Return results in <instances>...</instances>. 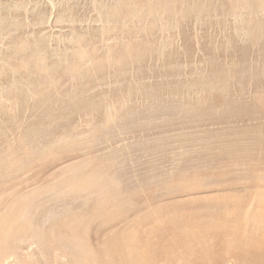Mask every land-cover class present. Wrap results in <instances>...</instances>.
<instances>
[{
	"label": "rangeland",
	"instance_id": "obj_1",
	"mask_svg": "<svg viewBox=\"0 0 264 264\" xmlns=\"http://www.w3.org/2000/svg\"><path fill=\"white\" fill-rule=\"evenodd\" d=\"M99 1L0 0V264H264V0Z\"/></svg>",
	"mask_w": 264,
	"mask_h": 264
},
{
	"label": "bare ground",
	"instance_id": "obj_2",
	"mask_svg": "<svg viewBox=\"0 0 264 264\" xmlns=\"http://www.w3.org/2000/svg\"><path fill=\"white\" fill-rule=\"evenodd\" d=\"M103 1H104V0L101 1L102 3L99 1V2L101 3V5L103 4ZM114 1H115V0H114ZM120 1H121V0H120ZM125 1H127V0H125ZM130 1H131V0H130ZM165 1H166V0H165ZM176 1H177V0H176ZM198 1L200 2V0H198ZM201 1H202V0H201ZM211 1H212V3H213V0H211ZM211 1L209 0V2H210V6H211V4H212ZM215 1H216V0H215ZM215 1H214V2H215ZM217 1H218V0H217ZM235 1H236V0H235ZM235 1H234V2L232 1V2L235 4ZM246 1H247V0H246ZM257 1H258V0H257ZM259 1H261V0H259ZM94 2H96V1H94ZM149 2H150V1H149ZM168 2H169V1H168ZM181 2H182V1H181ZM185 2H186V1H185ZM185 2H184V3H185ZM194 2H195V1H194ZM202 2H203V1H202ZM236 2H237V1H236ZM242 2H243V0H242ZM96 3H98V2H96ZM128 3H129V2H128ZM217 3H218V2H217ZM233 3H232V4H233ZM245 3H246V2H245ZM254 3H255V1L253 2V4H254ZM256 3H257V2H256ZM259 3H260V2H259ZM259 3H258V4H259ZM262 3H264V1H262ZM129 4H130V3H129ZM161 4H162V2H161ZM205 4H206V3H205ZM104 5H105V4H104ZM120 5H121V4H120ZM178 5H179V4H178ZM188 5H189V4H188ZM203 5H204V4H203ZM216 5H217V4H216ZM235 5H236V4H235ZM237 5H238V4H237ZM237 5H236V6H237ZM244 5H245V4H244ZM244 5H243V4L241 5V6H242V7H241V10H242V8H243ZM246 5H247V4H246ZM254 5H255V4H254ZM110 6H112V5H110ZM110 6H109V7H110ZM129 6H130V5H129ZM141 6H142V5H141ZM180 6H181V4H180ZM184 6H185V5H184ZM212 6H214V5H212ZM219 6H220V5H219ZM239 6H240V3H239ZM263 6H264V4H263ZM101 7H102V6H101ZM104 7H107V5L104 6ZM104 7H103V8H104ZM109 7H108V8H109ZM126 7H127V6H126ZM130 7H131V6H130ZM231 7H232V6H231ZM233 7H234V6H233ZM247 7H248V6H246V8H247ZM180 8H181V7H180ZM192 8H193V7H192ZM246 8H245V9H246ZM261 8H262V7H261ZM263 8H264V7H263ZM112 9H113V8H112ZM216 9H217V8H216ZM231 9H232V8H231ZM231 9H230V10H231ZM233 9H234V8H233ZM235 9H236V7H235ZM248 9H249V8H248ZM104 10H105V8H104ZM106 10H107V9H106ZM121 10H122V9H121ZM124 10H125V8H124ZM124 10H123V11H124ZM129 10H130V8L128 9V11H129ZM137 10H138V9H137ZM184 10H185V9H184ZM188 10H189V9H188ZM188 10H187V11H188ZM204 10H205V7H204ZM225 10H226V9H225ZM123 11H122V12H123ZM140 11H141V10H140ZM143 11H144V10H143ZM143 11H142V12H143ZM146 11H147V9H146ZM150 11H151V10H150ZM165 11H166V10H165ZM167 11H168V10H167ZM179 11H180V10H179ZM195 11H196V10H195ZM209 11H210V10H209ZM212 11H214V10H212ZM219 11H221V10H219ZM228 11H229V9H228ZM231 11H232V10H231ZM235 11H236V10H235ZM238 11H239V10H238ZM247 11H248V10H247ZM254 11H255V10H254ZM104 12H105V11H104ZM107 12H108V11H107ZM110 12H111V11H110ZM210 12H211V11H210ZM210 12H209V13H210ZM224 12H225V11H224ZM241 12H242V11H241ZM260 12H261V11H260ZM128 13H129V12H127V14H128ZM139 13H140V12H139ZM150 13H151V12H150ZM150 13H149V14H150ZM177 13H179V12H177ZM207 13H208V11H207ZM238 13H239V12H238ZM243 13H244V10H243L242 14H243ZM253 13H254V12H253ZM108 14H109V12H108ZM110 14H111V13H110ZM115 14H116V13H115ZM147 14H148V13H147ZM186 14H187V13H186ZM214 14H215V13H214ZM216 14H217V12H216ZM244 14H245V13H244ZM247 14H248V13H247ZM247 14H246V15H247ZM254 14H255V13H254ZM97 15H99L98 12H97ZM130 15H131V10H130ZM139 15H140V14H139ZM141 15H143V14H141ZM150 15H151V14H150ZM192 15H193V13H192ZM211 15H212V14H211ZM223 15H224V14H223ZM233 15H235V14L232 13V16H233ZM259 15H260V14H259ZM102 16H103V15H102ZM116 16H117V14H116ZM116 16H115V17H116ZM122 16H123V15L121 14L120 17L122 18ZM124 16H125V15H124ZM185 16H186V15H185ZM209 16H210V15H209ZM220 16H222V15H220ZM228 16H229V15H228ZM232 16H231V18H232ZM243 16L245 17V15H243ZM250 16H251V15H250ZM255 16H256V15H255ZM63 17H65V16H63ZM67 17H68V16H67ZM69 17H70V16H69ZM106 17H107V16H106ZM109 17H110V15H109ZM118 17H119V16H118ZM131 17H132V16H131ZM192 17H193V16H192ZM192 17H191V18H192ZM200 17H201V16H200ZM207 17H208V16H207ZM211 17H212V16H211ZM225 17H226V16H225ZM229 17H230V16H229ZM236 17H239V16L236 15ZM244 17H243V18H244ZM61 18H62V17H61ZM65 18H66V17H65ZM97 18H98V17H97ZM102 18H103V17H102ZM184 18H185V17H184ZM197 18H199V17L197 16ZM203 18H205L204 15H203ZM233 18H234V16H233ZM241 18H242V17H241ZM247 18H248V20H250L249 17H247ZM254 18H255V17H254ZM262 18H263V17H262ZM132 19H133V18H132ZM205 19H207V18H205ZM236 19H237V18H236ZM66 20H67V19H66ZM102 20H103V19H102ZM121 20H122V19H121ZM166 20H167V19H166ZM176 20H177V18H176ZM178 20H179V18H178ZM185 20H187V16H186V19H185ZM200 20H201V19H200ZM232 20H233V19H232ZM234 20H235V18H234ZM244 20H247V19L245 18V19L242 20L243 24H244V22H245ZM261 20H262V19H261ZM100 21H101V20H100ZM128 21H129V20H128ZM134 21H135V20H133V22H134ZM144 21H145V20H144ZM148 21H149V19H148ZM148 21H147V22H148ZM158 21H159V20H158ZM170 21H171V20H170ZM170 21H169V22H170ZM179 21H180V20H179ZM205 21H206V20H205ZM235 21H236V22L238 21L237 23H239V20H235ZM250 21H252V18H251ZM263 21H264V19H263ZM0 22H1V21H0ZM108 22H109V21H108ZM124 22H126V21H124ZM124 22H123V23H124ZM131 22H132V21H131ZM202 22H204V21H202ZM236 22H235V24L238 25ZM247 22H249V21H247ZM247 22L245 23V26H246ZM253 22H254V21H253ZM134 23H135V22H134ZM171 23H173V21H171ZM177 23H178V22H177ZM180 23H181V21H180ZM180 23H178V25H180ZM183 23H184V22L182 21V24H183ZM111 24H112V23H111ZM114 24H115V23H114ZM114 24H113V25H114ZM117 24H118V23H117ZM121 24H122V23H121ZM143 24H144V23H143ZM173 24H175V23H173ZM184 24H185V23H184ZM239 24H240V23H239ZM243 24H242V26H243ZM252 24H253V23H252ZM262 24H263V23H262ZM109 25H110V24H109ZM118 25H120V24H118ZM127 25H128V24H127ZM135 25H137V24H135ZM153 25H154V24H153ZM158 25H159V23H158ZM178 25H177V26H178ZM263 25H264V24H263ZM0 26H1V25H0ZM102 26H103V25H102ZM104 26H107V25L105 24ZM115 26H116V25H115ZM115 26H114V27H115ZM163 26H164V25H163ZM165 26H166V25H165ZM181 26H182V25H181ZM238 26H240V25H238ZM251 26H252V25H251ZM128 27H129V26H128ZM142 27H143V25L141 26V28H142ZM149 27H150V24H149ZM154 27H156V26H154ZM234 27H235V26H234ZM249 27H250V26H249ZM252 27H253V26H252ZM254 27H255V26H254ZM256 27H257V26H256ZM262 27H263V26H262ZM104 28L106 29V27H104ZM108 28H109V27H108ZM108 28H107V29H108ZM110 28H111V27H110ZM110 28H109V29H110ZM180 28H181V27H180ZM236 28H237V27H235V29H236ZM112 29H113V28H112ZM112 29H111V30H112ZM149 29H150V28H149ZM156 29H157V27H156ZM232 29H233V28H232ZM239 29H240V27H239ZM239 29H236V31L239 32V31H238ZM118 30H119V29H118ZM118 30H117V32H118ZM147 30H148V28H147ZM147 30H146V31H147ZM175 30H176V29H175ZM177 30H178V29H177ZM177 30H176V31H177ZM242 30H243V29H242ZM244 30H246V28H245ZM252 30H253V29H252ZM254 30H255V29H254ZM99 31L101 32V30H99ZM119 31H121V30H119ZM154 31H155V30H154ZM169 31H170V30H169ZM172 31H174L173 28H172ZM246 31H247V30H246ZM107 32H108V31H107ZM110 32H111V31H110ZM112 32H113V31H112ZM174 32H175V31H174ZM240 32H241V30H240ZM250 32H251V31H250ZM102 33H103V32H102ZM159 33H160V32H159ZM233 33L235 34V32H233ZM233 33H232V35H233ZM74 34H75V33H74ZM94 34H95V33H94ZM120 34H121V33H120ZM147 34H148V33H147ZM150 34H151V33H150ZM152 34H153V33H152ZM237 34H238V33H237ZM244 34H245V33H244ZM100 35H101V34H100ZM100 35H97V36H100ZM104 35H105V34H104ZM156 35H158V34H156ZM160 35H161V34H160ZM235 35H236V34H235ZM239 35H240V34H239ZM241 35H242V32H241ZM75 36H76V35H75ZM75 36H73V37H75ZM86 36H88V35H86ZM101 36H102V35H101ZM125 36H126V35H125ZM150 36H151V35H150ZM245 36H246V35H245ZM245 36H244V37H245ZM80 37H81V36H80ZM93 37H94V36H93ZM152 37H154V36H152ZM152 37H151V39H152ZM155 37H157V36H155ZM158 37H159V36H158ZM212 37H214V36H212ZM212 37H211V38H212ZM226 37H228V36H226ZM238 37H240V36H238ZM252 37H253V35H252ZM29 38H30V37H29ZM29 38L27 37V39H29ZM89 38H90V36H89ZM95 38H96V37H95ZM147 38H148V36H146V39H147ZM149 38H150V37H149ZM234 38H235V37H234ZM32 39H33V38H32ZM38 39H39V38H38ZM59 39H60V38H59ZM61 39H62V38H61ZM79 39H80V38H78V40H79ZM81 39H82V38H81ZM81 39H80V40H81ZM90 39H91V38H90ZM120 39H121V38H120ZM151 39H149V40L153 42L154 39H152V40H151ZM156 39H157V38H156ZM156 39H155V42H156ZM235 39H236V38H235ZM22 40H23V39H22ZM30 40H31V38H30ZM40 40H41V36H40ZM69 40H70V38H69ZM84 40L86 41L87 39H84ZM91 40L94 41L93 38H92ZM136 40H137V39H136ZM213 40H214V38H213ZM223 40H224V39H223ZM227 40H228V38H227ZM229 40H231V38H230ZM252 40H253V38H252ZM24 41H28V42H29V40H24ZM24 41H23V42H24ZM31 41H32V40H31ZM41 41H42V40H41ZM41 41H40V44H42ZM47 41H48V40H47ZM81 41H82V40H81ZM85 41H84V42H85ZM88 41H89V40H88ZM138 41H140V40H138ZM157 41H158V40H157ZM210 41H211V40H210ZM253 41H254V40H253ZM20 42H22V41L20 40ZM32 42H33V41H32ZM94 42H95V41H94ZM147 42H148V41H147ZM152 42H151V44H152ZM215 42H216V41H215ZM230 42L233 43V42H235V40H233V42H232V40H231ZM230 42H229V44H230ZM247 42H248V40H247ZM33 43H34V42H33ZM44 43H45V42H44ZM82 43H83V42H82ZM91 43H92V42H91ZM163 43H164V42H163ZM210 43H211V42H210ZM219 43H220V42H219ZM225 43H226V42H225ZM225 43H223V44H225ZM243 43L245 44V41H244ZM248 43H249V42H248ZM46 44H47V43H46ZM77 44H78V43H77ZM77 44H76V45H77ZM88 44H89V43H88ZM146 44H147V43H146ZM167 44H168V43H167ZM208 44H209V42H208ZM28 45H29V44H28ZM32 45H33V44H32ZM47 45H48V44H47ZM47 45H46V46H47ZM76 45H75V46H76ZM89 45H90V44H89ZM141 45H142V44H141ZM144 45H145V44H144ZM156 45L158 46V43H156ZM218 45H219V44H218ZM252 45H253V44H252ZM263 45H264V44H263ZM19 46H21V45H19ZM19 46H18V47H19ZM112 46H113V45H112ZM118 46H121V45L119 44ZM207 46H208V45H206V47H207ZM220 46H221V44H220ZM222 46H223V45H222ZM234 46H235V45H234ZM256 46L259 47V45L256 44L255 47H254V49H256ZM14 47H15V46H14ZM14 47H13V48H14ZM32 47H33V46H32ZM40 47H41V46H40ZM80 47H81V46H80ZM160 47H161V44H160ZM164 47H166V46H164ZM238 47H239V46H238ZM262 47H263V46H262ZM23 48H24V47H23ZM41 48H42V47H41ZM47 48H48V47H47ZM78 48H79V47H77V49H78ZM97 48H98V47L96 46V49H97ZM117 48H118V47H117ZM228 48H229V47H228ZM240 48H241V47H240ZM260 48H261V47H260ZM21 49H22V48H21ZM21 49H20V50H21ZM28 49H29V48H28ZM33 49H34V47H33ZM79 49H80V48H79ZM81 49H83V48H81ZM98 49H99V48H98ZM112 49H113V48H112ZM112 49H111V53H112ZM134 49H135V48H134ZM230 49H231V47H230ZM242 49H243V47H242ZM244 49H245V48H244ZM261 49H262V48H261ZM9 50H11V49H9ZM22 50H23V49H22ZM36 50H38V48H37ZM84 50L86 51V49H84ZM87 50H88V49H87ZM89 50H90V49H89ZM99 50H100V49H99ZM99 50H98V51H99ZM104 50H105V49H104ZM164 50H165V49H164ZM227 50H229V49H227ZM251 50H252V48H251ZM259 50H260V49L258 48L257 51L259 52ZM11 51H12V50H11ZM24 51H27L26 48H25ZM92 51H94V52L96 51V52H97V50H92ZM105 51H106V50H105ZM134 51H135V50H134ZM154 51H155V50H154ZM242 51H243V50H242ZM242 51H241V52H242ZM17 52H18V51H17ZM19 52H20V51H19ZM77 52H79V51H77ZM80 52H81V51H80ZM96 52H95V53H96ZM115 52H116V50H115ZM136 52H137V51H136ZM234 52H235V51H234ZM234 52H233V53H234ZM236 52H237V50H236ZM56 53H57V51L55 52V55H56ZM68 53H70V51H69ZM85 53H86V52H85ZM123 53H125V52L123 51ZM244 53H245V52H244ZM9 54H10V53H9ZM11 54H12V52H11ZM41 54H42V53H41ZM41 54H40V55H41ZM59 54H60V53L58 52V55H59ZM62 54H63V52H62ZM62 54H61V55H62ZM91 54H92V53L90 52V55H91ZM93 54H94V53H93ZM97 54H98V52H97ZM97 54H94V55H97ZM147 54H148V53H147ZM227 54H228V53H227ZM227 54H226V55H227ZM229 54H230V53H229ZM229 54H228V55H229ZM231 54H232V50H231ZM240 54H241V53H240ZM240 54H239V57H241ZM242 54H243V53H242ZM254 54H256V53L254 52ZM16 55H17V54H16ZM42 55H43V54H42ZM67 55H69V54H67ZM74 55H75V54H74ZM80 55H81V57H82V54H80ZM84 55H85V54H84ZM109 55H110V54H109ZM118 55H119V54H118ZM120 55H121V54H120ZM128 55H129V53H128ZM247 55H248V54H245V58H246ZM258 55H259V53H258ZM258 55H257V56H258ZM262 55H264V54H262ZM9 56L11 57V55H9ZM43 56H45V55H43ZM56 56H57V55H56ZM56 56L53 57V58H56ZM69 56H71V55H69ZM78 56H79V55H78ZM105 56H106V53H105ZM155 56H157V55L155 54ZM237 56H238V54H236V57H237ZM251 56H252V55H251ZM36 57H37V56H36ZM36 57H35L34 59H36ZM63 57H65V56H63ZM71 57H72V58H70V57H69V58H70V59H73V56H71ZM75 57L78 58L77 56H75ZM79 57H80V56H79ZM83 57H84V56H83ZM83 57H82V58H83ZM88 57H89V55H88ZM88 57H85L86 60L88 59ZM91 57H94V56H91ZM91 57H89V58H91ZM101 57H102V55H101ZM101 57H100V58H101ZM148 57H150V56H148ZM158 57H159V56H158ZM163 57H164V56H163ZM236 57H235V58H236ZM243 57H244V56H243ZM249 57H250V56H249ZM2 58H3V57H2ZM37 58H38V57H37ZM60 58H62V57H59V59H60ZM85 58H84V59H85ZM95 58H96V56H95ZM97 58H98V57H97ZM103 58H104V60H105V57H103ZM121 58H122V57H121ZM121 58H118V60L121 59ZM129 58H130V57H129ZM146 58H147V57H146ZM151 58H152V57H151ZM153 58H154V57H153ZM155 58H156V57H155ZM160 58H161V57H160ZM160 58H159V59H160ZM164 58H166V57H164ZM209 58H211V57H209ZM229 58H230V57H229ZM245 58H244V59H245ZM252 58H253V57H252ZM256 58H257V57H256ZM11 59H12V58H11ZM46 59H47V58H46ZM125 59H126V58H125ZM148 59H149V58H148ZM168 59H169V58H168ZM221 59H223V58H221ZM221 59H220V60H221ZM236 59H237V58H236ZM239 59L242 60L243 58H239ZM253 59H254V58H253ZM14 60H15V59H14ZM53 60H54V59H53ZM62 60H63V59H62ZM62 60H61V62H62ZM64 60H65V59H64ZM64 60H63L62 63H65ZM68 60H69V59H68ZM75 60H76V59H75ZM75 60H74V61H75ZM90 60H91V59H90ZM98 60H99V59H98ZM98 60H97V61H98ZM162 60H163V59H162ZM214 60H215V59H214ZM214 60H213V61H214ZM216 60H217V58H216ZM237 60H238V59H237ZM248 60H249V59H248V57H247V63H248ZM255 60H256V59H255ZM15 61H16V60H15ZM39 61H40V60H39ZM50 61H51V60H50ZM79 61H80V60H79ZM79 61H78V62H79ZM84 61H85V60H83V62H84ZM87 61H89V60H87ZM92 61H94V59H92ZM92 61H90V62H92ZM99 61H101V60H99ZM114 61H115V60H114ZM116 61H117V60H116ZM116 61H115V62H116ZM120 61H121V60H120ZM165 61H166V59H165ZM207 61H208V60H207ZM210 61H211V60H210ZM213 61H211V62H213ZM229 61H230V59H229ZM242 61H243V60H242ZM263 61H264V60H263ZM263 61H261V62L263 63ZM36 62H37V61H36ZM41 62H43V61H41ZM45 62H46V61H45ZM45 62H44V63H45ZM47 62H49V61L47 60ZM53 62H54V61H53ZM53 62L51 61V63H53ZM72 62H73V61H71V63H72ZM83 62H82V63H83ZM94 62H95V61H94ZM123 62H124V61H123ZM133 62H134V61H133ZM133 62H132V63H133ZM143 62H144V61H143ZM161 62H164V61H161ZM169 62H170V61H169ZM174 62H175V61H174ZM208 62H209V61H208ZM208 62H206V63H208ZM221 62H222V61H219L218 63H221ZM226 62H227V61H226ZM238 62H239V60H238ZM253 62H254V61H253ZM259 62H260V61H259ZM259 62H258V63H259ZM7 63H8V62H7ZM16 63H17V62H16ZM20 63L22 64V62H20ZM20 63H19V66H20ZM26 63H27V62H26ZM37 63H38V62H37ZM37 63H36V65H37ZM54 63H55V62H54ZM57 63H60V62L57 61ZM66 63H67V62H66ZM95 63H96V62H95ZM99 63H100V62H99ZM141 63H142V62H141ZM144 63H145V62H144ZM165 63H166V62H165ZM175 63H176V62H175ZM177 63H178V62H177ZM179 63H180V62H179ZM209 63H210V62H209ZM209 63H208V64H209ZM228 63H229V62H228ZM228 63H227V64H228ZM240 63H241V62H240ZM247 63H246L245 65H247ZM255 63H256V61H255ZM3 64H4V63H3ZM69 64H70V63H69ZM69 64H68V65H69ZM76 64H77V63H76ZM76 64L74 63V65H76ZM78 64H79V63H78ZM84 64H86V63L84 62ZM91 64H92V63H91ZM111 64H112V63H111ZM118 64H119V63H118ZM170 64H171V63H170ZM203 64H204V63H203ZM212 64H213V63H211V65H212ZM214 64H215V63H214ZM216 64H217V63H216ZM223 64H224V62H223ZM225 64H226V63H225ZM225 64H224V65H221V66L224 67V66H226ZM229 64H230V63H229ZM252 64H253V63H252ZM263 64H264V63H263ZM23 65H25V64H23ZM23 65H21V66H23ZM47 65H49V64H47ZM55 65H56V63H55ZM62 65H63V67H64V68H63V67H62V68H63L64 70H67V69L65 68L66 66H64L65 64H62ZM72 65H73V64H72ZM72 65H71V66H72ZM82 65H83V64H82ZM86 65H87V64H86ZM88 65H90V64H88ZM119 65H120V64H119ZM163 65H164V64H163ZM166 65H167V64H166ZM236 65H237V64H236ZM236 65H234V66H236ZM240 65H241V64H240ZM249 65H251L250 62H249V64H248V66H249ZM9 66H10V65H9ZM19 66H18V67H19ZM21 66H20V67H21ZM28 66H29V65H28ZM38 66H39V65H38ZM102 66H103V65H102ZM102 66H101V67H102ZM108 66H111V65L108 64ZM208 66H210V65H208ZM221 66H220V67H221ZM229 66H230V65H229ZM238 66H239V65H238ZM259 66H263V65H260V63H259L257 69H258V68H259V69L262 68V67H259ZM18 67H17V68H18ZM40 67H41V66H40ZM59 67H60V66H59ZM59 67H58V68H59ZM78 67H80V66H78ZM78 67H77V70L80 69V68H78ZM162 67H163V66H162ZM173 67H174V66H173ZM205 67H206V66H205ZM216 67H217V66L215 65V68H216ZM232 67H233V66H231V71H232V69H233ZM252 67H253V66H252ZM255 67H256V66H255ZM263 67H264V66H263ZM10 68H11V67H10ZM30 68H32V67H29L28 69L30 70ZM37 68H38V67H37ZM48 68H49V66H48ZM62 68H61V67L59 68V72H60V70H61ZM73 68H74V67H73ZM75 68H76V67H75ZM75 68H74V69H75ZM107 68L110 69V67H107ZM177 68H178V67H177ZM227 68H229V67H227ZM235 68H236V67H235ZM235 68H234V69H235ZM237 68H238V70H239V69L241 68V66H239V67H237ZM250 68H251V67H250ZM250 68H249V69H250ZM18 69H19V68H18ZM18 69L15 68L14 70L17 71ZM21 69H23V67H22ZM24 69H25V70H24L25 72L28 71V70H26V67H25ZM35 69H36V68H35ZM39 69H40V68H38V72H39ZM63 69H62L61 71L65 72ZM142 69H143V68H142ZM173 69H174V68H173ZM206 69H207V68H206ZM222 69L224 70L225 68H222ZM243 69H244V68H243ZM251 69H252V68H251ZM257 69H256V70H257ZM259 69H258L257 71H259ZM52 70H53V69H52ZM56 70H58V69H56ZM71 70H72V69H71ZM165 70H166V69H164L163 71H165ZM174 70H176V69H174ZM174 70H173V72H174ZM196 70H198V69H196ZM207 70H208V69H207ZM214 70H215V69H214ZM219 70H220V69H219ZM223 70H222V72L225 73L226 71H223ZM245 70H246V69H245ZM245 70H243V71H245ZM253 70H254V69H253ZM262 70H264V69H262ZM40 71H41V70H40ZM73 71H74V70H73ZM106 71H107V70H106ZM141 71H142V70H141ZM166 71H167V70H166ZM171 71H172V70H171ZM198 71H199V70H198ZM234 71H236V70H234ZM248 71H249V70H248ZM248 71H245V72L248 73ZM250 71H251V70H250ZM257 71H256V72H257ZM0 72H1V71H0ZM2 72H3V71H2ZM22 72H23V71H22ZM35 72H37V71H35ZM38 72H37V73H38ZM46 72H47V69H46ZM46 72H45V73H46ZM53 72H54V71H53ZM55 72H56V71H55ZM63 72H62V73H63ZM126 72H127V71H126ZM173 72H172V73H173ZM177 72H178V71H177ZM206 72L208 73V71H206ZM209 72H211V71H209ZM212 72H213V70H212ZM212 72H211V73H212ZM215 72H216V71H215ZM215 72H214V73H215ZM217 72H219V71L217 70ZM217 72H216L215 74H217ZM222 72H221V73H222ZM228 72H229V70H228ZM232 72H233V71H232ZM238 72H240V71H238ZM10 73H11V72H10ZM41 73H42V71H41ZM45 73L43 72V74H45ZM56 73H58V72H56ZM65 73H66V72H65ZM67 73H68V72H67ZM67 73H66V74H67ZM71 73H72V71H71ZM77 73H78V71H77ZM93 73H94V71H93ZM106 73H107V72H106ZM137 73H139V72L137 71ZM170 73H171V72H170ZM170 73H169V74H165V73H164V74H165V76H167V75H170ZM175 73H176V71H175ZM211 73H210V74H211ZM214 73H212L211 76H214V75H213ZM219 73H220V72H219ZM233 73H234V72H233ZM2 74H3V73H2ZM43 74H42V75H43ZM66 74H63V75H66ZM72 74H73V73H72ZM74 74H75V73H74ZM109 74H110V73H109ZM109 74H108V75H109ZM129 74H130V72H129ZM193 74H196V72L193 73ZM203 74H204V73H203ZM203 74H202V75H203ZM205 74H206V73H205ZM205 74H204V75H205ZM208 74H209V73H208ZM241 74H242V72H241ZM241 74H240V76H241ZM250 74H251V73H249V75H250ZM26 75H27V74H26ZM28 75H29V74H28ZM34 75H36V74H34ZM40 75H41V74H40ZM42 75H41V76H42ZM46 75H47V73H46ZM46 75H43V77H44V76L46 77ZM54 75H55V74H54ZM59 75H60V74H58V76H59ZM67 75H68V74H67ZM67 75H66V76H67ZM235 75H236V74H235ZM23 76H24V75H23ZM30 76H31V75H30ZM50 76H52V75H50ZM55 76H57V75H55ZM175 76H176V75H175ZM192 76H193V75H192ZM207 76H208V75H207ZM211 76H210V79H209V80L212 82L213 79H212ZM216 76H219V75L217 74ZM224 76L227 77V74L224 75ZM238 76H239V74H238ZM242 76H243V74H242ZM262 76H263V75H262ZM17 77H18V76H17ZM28 77H29V76H28ZM34 77H35V76H33V78H34ZM68 77H69V76H68ZM73 77L76 78V75H74ZM112 77H113V76H112ZM193 77H194V76H193ZM205 77H206V76H205ZM226 77H224V78L226 79ZM235 77H236V76H235ZM235 77H234V78H235ZM18 78H19V77H18ZM33 78H31V79H33ZM53 78H54V77H53ZM63 78H64V77H63ZM63 78H60L59 82H60L61 79H63ZM108 78H109V77H108ZM108 78L106 79L107 81H109ZM113 78H114V77H113ZM117 78H118V77H117ZM120 78H122V76L119 77L118 79L120 80ZM166 78H167V77H166ZM195 78H197L196 75H195ZM195 78H194V79H195ZM198 78H199V77H198ZM198 78H197V79H198ZM213 78H215V77H213ZM216 78H217V77H216ZM216 78H215V79H216ZM222 78H223V77H220L221 80H222ZM238 78H239V77H238ZM243 78H244V77H243ZM28 79H30V78H28ZM42 79H43V78H42ZM57 79H59V78H57ZM57 79H56V80H57ZM111 79H112V78H111ZM111 79H110V80H111ZM118 79H117V80H118ZM126 79H127V77H126ZM167 79H169V78H167ZM167 79H166V80H167ZM171 79H172V78H171ZM26 80H27V79H26ZM33 80H34V79H33ZM40 80H41V79H40ZM46 80H49V79L46 78ZM56 80H54V83L56 82ZM76 80H77V78H76ZM80 80H81V79H80ZM94 80H97V79H94ZM115 80H116V79H115ZM137 80H138V79H137ZM173 80H177V78H176V79H173ZM190 80H191V79H190ZM217 80H219V79H217ZM221 80H220V81H221ZM234 80H235V79H234ZM10 81H11V80H10ZM62 81H63V80H62ZM81 81H82V80H81ZM81 81H80V82H81ZM123 81L126 82L125 78H124ZM162 81H163V79H162ZM213 81H214V80H213ZM220 81H219V82H220ZM242 81H243V80H242ZM244 81H246V80H244ZM256 81H257V80H256ZM259 81L262 82V80H259ZM26 82H28V80H27ZM26 82H25V83H26ZM29 82H30V81H29ZM34 82H35V81H34ZM34 82H31V83L34 84ZM42 82H43V81H42ZM46 82H48V81H46ZM97 82H98V81H97ZM114 82H116V81H114ZM138 82H139V80H138ZM141 82H142V81H141ZM175 82H177V85H179V81H175ZM189 82H190V81H189ZM194 82H196V81L194 80ZM215 82H218V81H214V83H215ZM222 82H223V81H222ZM10 83H11V82H10ZM10 83H8V84H10ZM56 83H58V82H56ZM95 83H96V82H95ZM132 83H133V82H132ZM172 83H174V82H172ZM172 83H169V84H172ZM185 83H186V81H185ZM196 83H197V82H196ZM205 83H206V81H205ZM212 83H213V82H212ZM223 83L225 84V83H228V82H226V80H225V82H223ZM239 83H240V82H239ZM239 83H238V84H239ZM251 83L253 84V83H255V82H251ZM251 83H248V84H251ZM11 84L14 85L13 82H12ZM11 84H10V85H11ZM22 84H23V80H22ZM35 84H36V82H35ZM92 84H93V83H92ZM92 84H90V85H92ZM117 84H118V83H117ZM117 84H116V85H117ZM125 84H127V83H125ZM137 84H138V83H137ZM144 84H145V83H144ZM162 84H165V83L162 82ZM167 84H168V83H167ZM167 84H165V85H167ZM188 84H189V83H188ZM241 84H242V83H241ZM244 84H245V82H244ZM256 84H258V83L256 82ZM27 85H28V84H27ZM43 85H44V83H43ZM54 85H55V84H54ZM56 85H57V84H56ZM62 85H63V84H62ZM62 85H61V86H62ZM90 85H89V86H90ZM132 85H133V84H132ZM155 85H156V84H155ZM165 85H164V86H165ZM227 85H228V84H227ZM230 85H231V84H230ZM253 85H254V87L256 86V88L258 87V86L255 85V84H253ZM253 85H252V86H253ZM31 86H32V85H31ZM31 86H30V87H31ZM36 86H37V84H36ZM142 86H143V85H142ZM142 86H141V87H142ZM146 86H148V85H146ZM151 86H152V85H151ZM151 86H149V87H151ZM157 86H158V85H157ZM157 86H156V87H157ZM164 86L162 85L163 88H164ZM210 86H211V85H210ZM221 86H222V85H221ZM221 86H220V87H221ZM259 86H260V85H259ZM8 87H9V86H8ZM12 87H13V86H12ZM12 87L10 86V89H12ZM14 87H15V86H14ZM33 87H34V86H33ZM80 87H81V84H80ZM86 87H88V85H87ZM126 87H128V86L125 85V88H126ZM129 87H130V86H129ZM133 87H134V86H133ZM133 87H132V88H133ZM137 87H138V86H137ZM159 87H160V85H159ZM168 87H169V86H168ZM173 87H174V86H173ZM216 87H217V86H216ZM229 87H230V86H229ZM239 87L241 88V86H239ZM5 88H6V86H5ZM48 88H49V86H48ZM84 88H85V87H84ZM114 88H115V87H114ZM114 88H112V89H114ZM123 88H124V87H123ZM142 88H143V87H142ZM174 88H175V87H174ZM210 88H211V87H210ZM222 88H223V87H222ZM240 88H239V89H240ZM246 88H247V87H246ZM250 88H251V86H250ZM10 89H9V90H10ZM23 89H24V88H23ZM115 89H116V88H115ZM115 89H114V90H115ZM117 89H118V88H117ZM130 89H131V87L129 88V90H130ZM134 89H135V88H134ZM134 89H133V91L135 92L136 90H134ZM136 89H137V88H136ZM138 89H139V88H138ZM166 89H168V88H166ZM166 89H165V91L168 92ZM176 89H177V88H176ZM216 89H218V88H216ZM223 89H225V88H223ZM242 89H243V87H242ZM252 89H253V88H252ZM258 89H260V88H258ZM4 90H6V89H4ZM14 90H15V89H14ZM55 90H56V89H55ZM62 90H63V89H62ZM123 90H124V89H122V91H123ZM157 90H158V89H157ZM184 90H185V89H184ZM194 90H195V89H194ZM209 90H210V89H209ZM226 90H227V88H226ZM245 90H247V89H245ZM253 90H254V89H253ZM7 91H8V90H6V92H7ZM25 91H26V90H25ZM73 91H74V90H73ZM109 91H110V90H109ZM126 91H127V90H126ZM160 91H161V90H160ZM163 91H164V90H163ZM169 91H170V90H169ZM175 91H176V90H175ZM190 91H191V90H190ZM216 91H217V90H216ZM216 91H215V92H216ZM218 91H220V93H221L223 90H218ZM218 91H217V92H218ZM251 91H252V90H251ZM257 91H258V90H256V92H257ZM19 92H20V91H18V93H19ZM68 92H69V91H68ZM106 92H107V91H105V93H106ZM119 92H120V91H119ZM119 92H118V94H120ZM124 92H125V91H124ZM157 92H159V91H157ZM171 92H174V90L171 91ZM171 92H169V93H171ZM213 92H214V91L212 90V93H213ZM224 92H225V91H224ZM224 92H222V93H224ZM227 92H230V88L228 89ZM241 92H243V91H241ZM248 92H249V91H248ZM60 93H61V92H60ZM62 93H63V92H62ZM113 93H114V91H113ZM113 93H112V94H113ZM115 93H116V92H115ZM131 93H132V92L130 91V94H131ZM162 93H163V92H162ZM164 93H165V92H164ZM176 93H177V92H176ZM178 93L180 94L181 92H179V90H178ZM178 93H177V94H178ZM244 93H246V92H244ZM244 93H243V94H244ZM257 93H258V92H257ZM259 93H260V92H259ZM1 94H2V93H1ZM9 94L12 95V92H10ZM20 94H21V93H20ZM20 94H19V96H20ZM52 94H53V92H52ZM66 94H67V93H66ZM101 94H102V93H101ZM110 94H111V93H110ZM112 94H111V95H112ZM116 94H117V93H116ZM118 94H117V95H118ZM130 94H129V96H130ZM137 94H139V93H137ZM159 94H160L161 97H163L162 94H161L160 92H159ZM172 94H173V93H172ZM179 94H178V95H179ZM3 95H5V94L3 93ZM3 95H1V96H3ZM14 95H15V94H14ZM96 95H97V94H96ZM106 95H107V93H106ZM117 95H116V96H117ZM132 95H133V94H132ZM174 95H175V93H174ZM193 95H194V94H193ZM199 95H200V94H199ZM222 95H223V94H222ZM225 95H227V94H225ZM228 95H230V94H228ZM228 95H227V96H228ZM232 95H233V94H232ZM235 95H236V94H235ZM238 95H239V94H238ZM7 96H8V95H7ZM7 96H6V97H7ZM62 96H63V95H62ZM93 96H94V94H93ZM108 96H110V95L108 94ZM137 96H138V95H137ZM143 96H144V95H143ZM258 96H259V95H258ZM4 97H5V96H4ZM66 97H68V96H66ZM72 97H73V96H71L70 98H72ZM97 97H98V96H97ZM99 97H100V96H99ZM99 97H98V98H99ZM101 97H102V96H101ZM124 97H125V94H124ZM126 97H127V95H126ZM132 97H133V96H132ZM169 97H172V96L169 95ZM234 97H235V96H234ZM243 97H244V96H243ZM0 98H1V97H0ZM7 98H9V97H7ZM13 98H15V97H13ZM95 98H96V97H95ZM95 98H94V99H95ZM104 98H105V97H104ZM114 98H115V97H114ZM116 98H117V97H116ZM116 98H115V99H116ZM127 98H128V97H127ZM134 98H135V96H134ZM146 98H147V97H146ZM149 98H150V97H149ZM155 98H156V97H155ZM167 98H168V97H167ZM94 99H92V100H94ZM99 99H100V98H99ZM107 99H111V97H110V98L108 97ZM112 99H113V97H112ZM156 99H158V98H156ZM159 99H160V98H159ZM162 99H163V98H162ZM172 99H173V98H172ZM3 100H4V99H3ZM7 100H8V99H7ZM9 100H11V99H9ZM14 100H15V99H14ZM57 100H58V99H57ZM160 100H161V99H160ZM168 100H169V98H168ZM168 100H167V101H168ZM182 100H183V99H182ZM185 100H186V99H185ZM237 100H238V99H237ZM39 101H40V100H39ZM97 101H98V100H97ZM105 101H106V100H105ZM108 101H109V100H108ZM127 101H128V100H127ZM135 101H136V100H135ZM156 101H157V100H156ZM156 101H154V102L158 104V101H157V102H156ZM161 101H162V100H161ZM170 101H173V100L170 99ZM231 101H232V100H231ZM234 101H235V100H234ZM3 102H4V101H3ZM3 102H2V103H3ZM5 102H6V100H5ZM109 102H110V101H109ZM136 102H137V101H136ZM162 102H163V101H162ZM165 102H166V100H165ZM186 102H187V100H186ZM205 102H206V101H205ZM239 102H240V101H239ZM258 102H259L260 104H262V103L260 102V100H258ZM7 103H8V102H7ZM7 103H6V104H7ZM80 103H81V102H80ZM131 103H132V102H131ZM131 103H130V106H131ZM137 103L139 104V102H137ZM149 103H150V102H147L148 105H149ZM152 103H153V101H152ZM152 103H150V104L152 105ZM10 104L12 105V104H14V103H10ZM16 104H17V102H16ZM107 104H108V103H107ZM111 104H112V103H111ZM117 104H118V103H117ZM123 104H124V103H123ZM123 104H122V106H125V105H123ZM160 104H161V102H160ZM162 104H163V103H162ZM170 104H171V102H170ZM247 104H248V103H247ZM260 104H259V105H260ZM1 105H3V104H1ZM1 105H0V108H1ZM14 105H15V104H14ZM109 105H110V104H109ZM113 105H114V104H113ZM135 105H136V104H135ZM140 105H141V104H140ZM155 105H156V104H155ZM155 105H154V106H155ZM262 105H263V104H262ZM87 106H88V105H87ZM106 106H107V105H106ZM106 106H105V107H106ZM115 106H118V105H115ZM115 106H114V107H115ZM132 106H133V105H132ZM154 106H153V107H154ZM157 106H158V105H157ZM157 106H156V107H157ZM3 107H6V106L3 105L2 108H3ZM10 107H11V106H10ZM24 107H25V106H24ZM88 107H89V106H88ZM107 107H108V106H107ZM109 107H110V106H109ZM112 107H113V106H112ZM112 107H111V108H112ZM119 107H120V106H119ZM136 107H137V106H136ZM139 107H140V106H139ZM149 107H150V105H149ZM153 107H152V108H153ZM2 108H1V109H2ZM7 108H8V107H7ZM11 108H12V107H11ZM13 108H14V107H13ZM111 108H110V109H111ZM134 108H135V107H134ZM145 108H146V107H145ZM9 109H10V108H9ZM99 109H100V108H99ZM106 109H107V108H106ZM114 109H115V108H114ZM119 109H120V108H119ZM3 110H4V111H7V110H5V109H3ZM91 110H92V109H91ZM107 110H108V109H107ZM107 110H106V111H107ZM1 111H2V110H0V112H1ZM101 111H102V110H101ZM106 111L104 110V112H105L104 115L107 114ZM109 111H110V110H109ZM119 111H120V110H119ZM119 111H117V113H119ZM91 112H94V111L92 110ZM107 112H108V111H107ZM110 112H111V111H110ZM114 112H115V110H114ZM114 112H113V113L111 112V114H114ZM97 113H99V112L97 111ZM117 113L115 112V115H116ZM121 113H122V112H121ZM0 114H1V113H0ZM102 114H103V113H102ZM108 114H109V112H108ZM6 115H7V113H6ZM92 115H93V113H91V116H92ZM104 115H103V117H104ZM1 116H2V114H1ZM108 117H110V116H107V118H108ZM59 118H60V117H59ZM104 118H105V117H104ZM97 119H98V118H97ZM112 119H113V118H111V120H112ZM107 120H108V119H107ZM109 120H110V118H109ZM36 121H37V120H36ZM99 121H100V119H99ZM103 121H104V119H103ZM37 122H38V121H37ZM66 122H67V121H66ZM41 123H42V122H41ZM104 123H105V122H104ZM0 125H1V124H0ZM0 127H3V126L1 125ZM73 127H75V126H73ZM90 127H91V126H90ZM52 129H54V128H52ZM89 129H90V128H89ZM93 129H94V128H93ZM5 130H6V129H5ZM5 130H4V131H5ZM71 130H72V129H71ZM73 130H74V129H73ZM67 131H68V130H67ZM71 132H73V131H71ZM74 132H75V131H74ZM4 133H5V132H4ZM4 133H3V134H4ZM61 133H62V132H61ZM77 133H78V132H77ZM74 134H75V133H74ZM58 135H59V134H58ZM64 135H65V134H64ZM68 135H69V134H68ZM75 135H76V134H75ZM19 138H20V137H19ZM8 145L10 146V144H8ZM14 145H15V144H14ZM19 154H20V153H19ZM29 155H30V154H29ZM76 165L78 166V164H76ZM74 166H75V165H74ZM72 167H73V165H72ZM72 167L70 166V168H72ZM82 167H83V166H82ZM70 168H68V169H70ZM94 168H95V167H94ZM64 169L66 170V172L68 171L67 168H64ZM77 169H78V167H77ZM83 169H84V168H83ZM84 170H85V169H84ZM96 170H97V169H96ZM96 170H94L95 173H96ZM94 171H93V172H94ZM80 172H81V171H80ZM91 172H92V171H91ZM93 172H92V174H93ZM101 172H103V170H102ZM63 173H64V172H63ZM83 173H84V172H83ZM98 173H100V171H99ZM96 174H97V173H96ZM90 175H91V174H90ZM100 175H101V174H100ZM66 176H67V175H66ZM84 176H85V175H84ZM98 176H99V175H98ZM70 177H71V176H70ZM76 177H80V175H79V176H76ZM91 177H92V175H91L90 177H89V175H88V179L90 178V180H91ZM66 178H67V177H66ZM72 178H74V176H73ZM82 178H83V177H82ZM96 178H97V177H96ZM65 180H66V179H65ZM97 180H98V179H97ZM66 181H67V180H66ZM66 181H65V182H66ZM28 204H29V203H28ZM222 204H223V203H222ZM123 205H124V204H123ZM24 207H26V205H24ZM222 209H225V208H222ZM23 210H24V208H23ZM15 211H16V210H15ZM23 212H24V211H23ZM54 213H55V212H54ZM8 216L10 217V215H8ZM28 216H29V215H28ZM32 216H33V215H32ZM3 217H5V214H4ZM22 217H23V216H22ZM29 217H31V216H29ZM26 218H27V217H26ZM19 219H20V217H19ZM22 219L25 220V221L27 220V219H24V218H22ZM22 219H21V220H22ZM28 220H29V219H28ZM50 220H51V219H50ZM50 220H49V221H50ZM29 221H30V220H29ZM29 221H27V222L29 223ZM45 221H46V220H45ZM33 222H34V221H33ZM34 223H35V222H34ZM46 223H47V222H46ZM44 224H45V223H44ZM70 224H71V223H70ZM73 224H74V223H73ZM73 224H72V225H73ZM28 225H29V224H27V226H28ZM33 225H34V224H33ZM27 226H26V227H27ZM39 226H40V225H39ZM66 226H67V225H66ZM69 226H70V225H69ZM11 227H12V226H11ZM26 227H24V228H26ZM48 227H49V226H48ZM48 227L46 226V230H47ZM35 228H36V227H35ZM43 228H44V227H43ZM43 228H42V229H43ZM29 229H31V227H30ZM44 229H45V228H44ZM48 229H49V228H48ZM51 229H53V228H51ZM30 231H31V230H30ZM30 231H27V233H29ZM34 231H35V230H34ZM61 231H62V230H61ZM20 232L22 233V231H20ZM25 232H26V231H25ZM25 232H24V233H25ZM62 232H63V231H62ZM17 233H18V232H17ZM24 233H23V234H24ZM27 233H26L25 235H28ZM39 233H40V231H39ZM43 233H44V232H43ZM43 233L41 232L39 235H42ZM51 233H52V231H50V234H51ZM30 234H31L30 237L33 238L32 233H30ZM30 234H29V235H30ZM15 235H16V233H15ZM17 235H18V234H17ZM19 235L22 237V234L19 233ZM58 235H60V233H59ZM23 236H24V235H23ZM50 236H51V235H50ZM7 237H8V236H7ZM7 237H6V238H7ZM9 237H10V236H9ZM9 237H8V238H9ZM11 237H12V236H11ZM13 237H14V236H13ZM18 237H19V236H18ZM18 237H16V238H18ZM26 237H27V236H24V239H27ZM56 237H57V238H60V237H58V236H56ZM61 237H63V239H65V238H64L65 236H61ZM70 237H71V236H70ZM77 237H78V236H77ZM16 238H15V239H16ZM79 238H80V237H79ZM79 238H78V239H79ZM13 239H14V238H13ZM41 239H42V238H41ZM78 239L76 238V242H78ZM11 240H12V239H11ZM11 240H10V242H11ZM18 240H21V239H18ZM34 240H35V236H34ZM36 240H39V239H36ZM36 240H35V241H36ZM70 240H71V239H70ZM15 241H16V240H15ZM24 241H25V240H24ZM39 241H41V240H39ZM43 241H44V237H43ZM66 241H67V240H66ZM72 241H73V240H71V243L73 244ZM10 242H9V243H10ZM13 242H14V241H13ZM18 242H19V241H18ZM21 242H22V241H21ZM47 242H48V241H47ZM47 242L44 241V243H47ZM64 242H65V240H64ZM80 242H81V241H80ZM80 242H79V243H80ZM11 243H12V242H11ZM34 243H35V242H34ZM36 243H37V242H36ZM39 243H40V242H39ZM44 243H43V244H44ZM59 243L62 244L61 242H59ZM12 244H13V243H12ZM40 244H41L42 247H43V244H42V243H40ZM40 244H39V245H40ZM68 244H69V243H68ZM76 244H77V243H75V240H74V244H73V245H76ZM32 245H33V244H32ZM62 245H63V244H62ZM62 245H61V246H62ZM77 245H79V244H77ZM77 245H76V248L78 249V246H77ZM8 246H11V245H8ZM13 246H14V245H13ZM37 246H38V244H37ZM44 246H45V245H44ZM63 246H64V245H63ZM63 246H62V247H63ZM48 247H49V246H48ZM48 247H47V250L49 249ZM68 247H69V246H68ZM68 247H67V248H68ZM72 247H73V246H72ZM72 247L70 246V249H72ZM74 247H75V246H74ZM79 247H80V246H79ZM16 248H17V246H16ZM16 248H15V249H16ZM38 248H39V246H38ZM44 248H45V250H46V247H44ZM83 248H84V246H83ZM7 249H8V248H7ZM9 249H10V248H9ZM11 249L13 250L14 247L11 248ZM36 249H37V248H36ZM40 249H41V248H40ZM73 249H74V248H73ZM77 249H75V251H76ZM66 250H67V249H66ZM79 250H80V249H79ZM83 250H84V249H83ZM83 250H82V251H83ZM14 251H15V250H14ZM18 251H19V250H18ZM37 251H39V250L37 249ZM42 251H43V248H42ZM42 251H41V253H40L41 255H42ZM75 251H74V252H75ZM77 251H78V250H77ZM77 251H76V252H77ZM15 252H16V251H15ZM78 252H79V251H78ZM78 252H77V254H78L77 258H79V254H80V252H79V253H78ZM84 252H85V250H84ZM38 253H39V252H38ZM38 253H37V254H38ZM46 253H47V252H46ZM46 253H45V254H46ZM49 253H50V252H49ZM8 254H9V253H8ZM35 254H36V253H34V255H35ZM47 254H48V253H47ZM77 254H76V255H77ZM11 255H14V253H13V254L11 253ZM30 255H31V253H30ZM30 255H29V256H30ZM32 255H33V254H32ZM32 255H31V256H32ZM48 255H49V254H48ZM1 256H2V255H1ZM15 256H16V255H15ZM18 256H19V255H18ZM42 256H43V255H42ZM50 256H51V254H50ZM74 256H75V255H74ZM80 256H81V255H80ZM4 257H6V256H4ZM19 257H20V256H19ZM51 257H52V256H51ZM75 257H76V256H75ZM14 258H15V257H14ZM39 258H41V257L39 256ZM46 258H47V257H45L44 260H45ZM15 259H18V257L15 258ZM32 260H33V259L31 258V262H32ZM34 260H35V259H34ZM34 260H33V261H34ZM36 260L38 261V259H36ZM48 260H49V258H48ZM79 260H80V259H79ZM79 260H78V263L81 262V260H80V261H79ZM15 261H16V260H15ZM29 261H30V260H29ZM13 262H14V261H13ZM17 262H18V261H17ZM41 262H42V261H41ZM15 263H16V262H15ZM19 264H20V263H19ZM50 264H52V263H50Z\"/></svg>",
	"mask_w": 264,
	"mask_h": 264
}]
</instances>
